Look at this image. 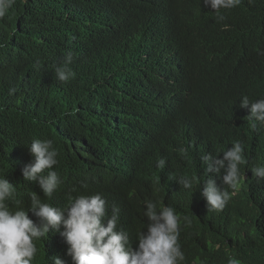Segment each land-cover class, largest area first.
Here are the masks:
<instances>
[{"label":"clouds","instance_id":"1","mask_svg":"<svg viewBox=\"0 0 264 264\" xmlns=\"http://www.w3.org/2000/svg\"><path fill=\"white\" fill-rule=\"evenodd\" d=\"M14 2L0 0V17ZM253 2L203 0L192 17H184L185 9L178 13L173 8L178 0L152 1L143 28L127 41L139 50L140 61L126 68L112 65L117 75L144 77L163 88L166 114L159 136H152L155 147L121 171L129 187L125 197L79 195L58 203L59 152L53 140L34 139L30 155L19 167L24 208L16 200L15 185L0 175V264H242L229 249L224 259L197 256L181 247L180 231L182 224H191L187 213L191 206L219 214L239 201L243 186L264 183V73L258 70L264 67L237 65L225 39L214 36L207 47L209 62L196 68L202 73L195 76L180 37L184 28L198 29L184 18L217 15L223 20L221 9ZM177 32L180 44L172 40ZM72 60L69 52L53 63L56 83L68 84L75 78ZM39 63L37 59L36 66ZM82 65L90 75L97 74L95 60ZM234 73L250 76L255 94L224 97L219 88ZM15 91L12 88L9 94ZM143 187L152 188L154 197L144 196ZM153 198L176 206L177 212L149 200ZM8 201L17 207L11 208ZM180 211L188 216L181 217Z\"/></svg>","mask_w":264,"mask_h":264},{"label":"trees","instance_id":"2","mask_svg":"<svg viewBox=\"0 0 264 264\" xmlns=\"http://www.w3.org/2000/svg\"><path fill=\"white\" fill-rule=\"evenodd\" d=\"M152 1L15 0L0 17V175L15 185L20 207H25V197L19 167L30 155L28 147L34 139L53 140L59 152L58 203H69V197L79 195L104 198L128 193L121 171L151 153L152 136L161 132L166 106L161 86L144 77L117 75L112 64L126 68L140 61L139 50L127 41L143 28ZM202 4L203 0H178V8H173L178 13L185 9L184 17H192ZM221 15L223 20L217 15L184 18L200 31L184 32V28L182 36L173 35L191 59L195 76L202 73L196 68L209 62L207 47L214 36L225 39L237 65L264 67V0L221 9ZM69 52L76 76L61 85L53 79L52 65ZM88 60H95L96 75L83 67ZM258 70L264 73V68ZM12 88L16 91L10 95ZM219 92L228 97L256 91L250 76L234 73ZM262 186H243L239 201L219 214L198 204L190 207L189 216L180 211L181 217L191 220L181 226V247L208 260L224 259L229 249L242 264H264ZM143 189L144 196L154 197L152 188ZM8 203L17 207L14 201ZM163 204L177 212L176 206Z\"/></svg>","mask_w":264,"mask_h":264},{"label":"bare ground","instance_id":"3","mask_svg":"<svg viewBox=\"0 0 264 264\" xmlns=\"http://www.w3.org/2000/svg\"><path fill=\"white\" fill-rule=\"evenodd\" d=\"M157 51H158V50H156L155 53H156ZM159 58H160V57H159ZM169 59H171V57H170ZM177 205L180 206V205H181V201H178V202H177Z\"/></svg>","mask_w":264,"mask_h":264}]
</instances>
